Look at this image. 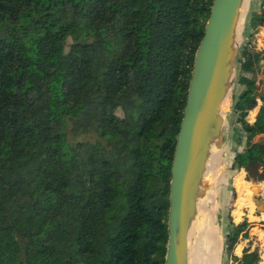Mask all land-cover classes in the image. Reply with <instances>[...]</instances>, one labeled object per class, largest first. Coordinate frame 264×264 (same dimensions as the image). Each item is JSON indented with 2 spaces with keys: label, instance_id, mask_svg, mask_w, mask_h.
I'll use <instances>...</instances> for the list:
<instances>
[{
  "label": "trees",
  "instance_id": "obj_1",
  "mask_svg": "<svg viewBox=\"0 0 264 264\" xmlns=\"http://www.w3.org/2000/svg\"><path fill=\"white\" fill-rule=\"evenodd\" d=\"M213 2L0 0V264L165 263L172 164ZM255 3L246 42L264 27ZM246 42L229 171L264 181V95L249 77L264 73V50ZM229 195L227 258L262 264L252 241L235 253L254 224L234 222Z\"/></svg>",
  "mask_w": 264,
  "mask_h": 264
},
{
  "label": "water",
  "instance_id": "obj_2",
  "mask_svg": "<svg viewBox=\"0 0 264 264\" xmlns=\"http://www.w3.org/2000/svg\"><path fill=\"white\" fill-rule=\"evenodd\" d=\"M251 1L214 0L195 55L172 164L164 264H191L192 230L201 216V206L214 191L213 183L207 181L209 170L222 158L228 142ZM254 202L257 210L263 211L264 202ZM223 244L226 252V237ZM222 261L223 254L220 264Z\"/></svg>",
  "mask_w": 264,
  "mask_h": 264
},
{
  "label": "rangeland",
  "instance_id": "obj_3",
  "mask_svg": "<svg viewBox=\"0 0 264 264\" xmlns=\"http://www.w3.org/2000/svg\"><path fill=\"white\" fill-rule=\"evenodd\" d=\"M249 5H250L249 13L252 12L256 8L257 9L259 8V3H255V0H252ZM243 90H244V87L237 85L235 89V95L239 94ZM258 92L264 95V87L263 88L258 87ZM231 113L232 112H230V114ZM241 133H242L241 127L232 121V114H231L230 122L228 125V142H227L226 150H225V153L220 156L222 157L223 160H225V164L222 167L221 171L216 173V166H215V163H213L214 165L212 164L209 170L210 174H208V177H207V181L210 183H213L214 185V191L212 192V195L216 193L217 226H219V228L221 229L223 240L225 239L226 227L229 222V201H230L229 191L232 188V182H231L232 174L229 171L230 158L232 154L234 153L235 149H237L238 147L237 140H238V137L241 135ZM95 138H96L95 136L90 134V135H86V136L84 135V136L78 137L77 139L81 141L82 140L91 141V140H95ZM70 139L72 141L76 140L75 137L72 135H70ZM255 140L259 142H264V135L258 136ZM240 175H243V177L248 182H246L247 184H243L241 182L237 184V178L239 176L236 177L234 181V187L238 193V199L236 202L235 211L233 212L232 216L234 217L236 222H239V220H242L244 216H247L250 219V221L255 224V227L252 229V236L254 237L253 246L260 247L261 254H262V261L264 264V209L263 211L259 212L257 210V205L254 202V200L264 202V181H258L254 177L248 178V173L245 170H242L240 172ZM215 177L217 178V180L215 179ZM216 188L218 191L216 190ZM242 198L246 200L244 203H242L241 201ZM249 202L253 206H250L248 204ZM246 244L247 243L244 242L242 245L237 247L236 252H235L236 255L238 256L242 255L243 246L245 247ZM221 264H231V262H229L227 258V253L225 252V248L223 252V261Z\"/></svg>",
  "mask_w": 264,
  "mask_h": 264
},
{
  "label": "bare ground",
  "instance_id": "obj_4",
  "mask_svg": "<svg viewBox=\"0 0 264 264\" xmlns=\"http://www.w3.org/2000/svg\"><path fill=\"white\" fill-rule=\"evenodd\" d=\"M214 163L216 166L217 173L221 171L222 167L225 164V160L219 158ZM215 179L217 180L216 177ZM216 199V193H214L211 196L209 202L201 206V216L197 223L194 225L191 234V264H220V256L223 254L224 244L221 229L219 228V226H217Z\"/></svg>",
  "mask_w": 264,
  "mask_h": 264
},
{
  "label": "crops",
  "instance_id": "obj_5",
  "mask_svg": "<svg viewBox=\"0 0 264 264\" xmlns=\"http://www.w3.org/2000/svg\"><path fill=\"white\" fill-rule=\"evenodd\" d=\"M259 9V8H258ZM257 8L256 9H254L253 11H255V10H258ZM259 25H260V20L257 22ZM263 29H264V27H258L257 28V31L255 32V34H254V36L250 39V41H248V42H246V47H250V46H256V48H257V50H259V51H262V50H264V33H263ZM249 33H250V31H249V26H248V28H247V32H246V37H247V35H249ZM263 64H264V61L262 62ZM249 77H251V78H253L254 80H256V81H258V87L259 88H263L264 87V73L260 76V77H257V76H253V75H249ZM258 91V90H257ZM242 92V91H241ZM260 92V91H259ZM261 105V101H259V106ZM259 106L256 108V109H254L253 111H251L250 112V122L251 123H253L254 121H255V118H256V116H257V113H258V111H259ZM252 114H254V115H252ZM253 117V118H252ZM232 121L234 122V116H233V113H232ZM235 123V122H234ZM236 124V123H235ZM238 125V124H237ZM240 137V136H239ZM238 137V138H239ZM237 145H238V140H237ZM238 148V147H237ZM238 176H241L240 175V172L238 173V174H236V175H234V176H232L231 175V179H232V181H233V183H232V186L234 187V181H235V179H236V177H238ZM235 211V210H234ZM233 211V212H234ZM233 212H232V214H233ZM233 217V216H232ZM244 218H248L247 216H244L243 218H242V220H239V222H236L235 221V219H234V217H233V220H234V222L236 223V224H239L240 222H242L243 221V219ZM249 219V218H248ZM249 221H250V219H249ZM251 222V221H250ZM251 223H253V222H251ZM254 224V223H253ZM254 227H255V224H254ZM253 227V228H254ZM253 228H251V231H250V234H251V238L249 239V240H246L245 242L247 243V242H249V241H253V236H252V229ZM253 243H254V241H253ZM254 247V246H253ZM243 249H244V246H243ZM243 251V250H242ZM260 252H261V250H260ZM261 257H262V254H261ZM262 264H263V261H262Z\"/></svg>",
  "mask_w": 264,
  "mask_h": 264
}]
</instances>
